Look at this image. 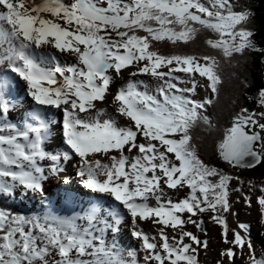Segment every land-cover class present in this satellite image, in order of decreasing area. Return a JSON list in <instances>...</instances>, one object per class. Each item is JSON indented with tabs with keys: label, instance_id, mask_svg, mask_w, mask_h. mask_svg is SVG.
I'll list each match as a JSON object with an SVG mask.
<instances>
[{
	"label": "snow or ice",
	"instance_id": "snow-or-ice-1",
	"mask_svg": "<svg viewBox=\"0 0 264 264\" xmlns=\"http://www.w3.org/2000/svg\"><path fill=\"white\" fill-rule=\"evenodd\" d=\"M250 15L230 0H0V197L42 193L43 182L64 171L62 161L78 158L76 182L113 202L103 214L96 203L71 215L0 211V264H138L135 250L124 259L108 238L125 218L144 253L139 264H198L197 248L205 244L185 225L199 229L201 221L193 217L205 212L220 225L227 245L220 255L227 264L236 255L246 264H264L249 227L227 226L229 181L238 177L202 161L190 144L192 127L211 126L204 110L218 93L220 61L215 55H162L155 47L184 43L206 30L213 35L204 43L228 63L255 48L246 27ZM130 67V77L150 75L157 85L153 94L141 90L143 81L128 79L115 89L112 104L127 121L117 126L100 118L104 109L95 102L104 101ZM197 76L206 80L199 86L211 90L212 99L190 98ZM18 82L34 105L22 123L8 118L18 99L9 88ZM256 104L261 110L241 108L217 143L219 159L229 166L251 168L264 158V88ZM35 106L62 112L59 149L46 150L50 122ZM70 179L63 176L64 183ZM185 189L177 199L168 191ZM259 191L264 226V185ZM142 223H150L156 235L150 237Z\"/></svg>",
	"mask_w": 264,
	"mask_h": 264
},
{
	"label": "rangeland",
	"instance_id": "rangeland-1",
	"mask_svg": "<svg viewBox=\"0 0 264 264\" xmlns=\"http://www.w3.org/2000/svg\"><path fill=\"white\" fill-rule=\"evenodd\" d=\"M65 3H68L69 0H64ZM51 49V48H49ZM54 50V49H52ZM67 60H72V62H75L73 60V58H71L70 56L67 57ZM227 66H229V63H225ZM133 71V69L130 67L127 71H123L121 73V78H117L113 81V83L109 86L108 90L111 92H114L116 88H118L121 84L126 83L128 79H132V80H141L143 81V86H148L149 84V75L143 74L144 76L146 75V77H143V75H138L139 78H136L135 76H129V72ZM175 75L178 76H182V73H175ZM196 80L198 82V86L194 89V91L190 94V98L191 99H196V100H203L206 96L209 99H212V93L211 90L206 89L205 87H200V84H206V80L204 78H201L199 76L196 77ZM191 87L190 84L188 85H184L182 84L180 87ZM15 92H13L11 89H9V95H14L16 96L17 99V103L15 105V109H18L20 111H14V120H10L11 122H17V123H22L24 120L25 115L27 114V112H29V110H26V108L22 109L20 107L21 104H19L20 98L22 95L20 94V91L18 88H14L13 89ZM143 90V89H141ZM148 92H152L149 91ZM108 94V93H107ZM154 94V93H153ZM185 95H189L188 93H185ZM23 98H25V93ZM111 98V96H110ZM30 99V98H29ZM112 101V99H110ZM28 101V99L24 100V103H26ZM100 101L99 103L101 104V106L110 103L111 101ZM103 104V105H102ZM14 110V109H13ZM26 110V113H25ZM52 110H55V108H53ZM57 110V109H56ZM111 112H114L115 109H111ZM51 110H48V112H50ZM205 111V110H204ZM58 113H61L60 111L57 110ZM9 115L11 113H8ZM61 115V114H60ZM117 116L119 118H121L123 120V122H121V125H125L127 124V121L119 116V114H117ZM59 117V115H58ZM57 119V117H56ZM50 124H54L53 120L49 121ZM58 125H60V121L57 119ZM54 132H57L56 130H54ZM59 138V137H58ZM46 144H52L49 143L48 140H46L45 142ZM59 149V148H57ZM218 153L216 151V155L217 156ZM63 162V161H62ZM70 164H66L64 165V169L71 166L72 169H69V172L66 171V173L64 174L59 173L58 177H49L46 181L43 182V186H45V188H49L50 197H53L54 200L50 202L45 200L46 195L45 193H36L33 194L31 192L28 193L27 196H19L17 195L15 197V199L10 197V200H12L14 203H16L18 205L19 210H21L22 212H24L23 214L27 215V214H43V212L47 209L49 211L55 212L56 214L59 215H71L72 213H82L83 211H85V209L89 206L90 203H96L97 204V199L98 198H94L92 202H87L88 200V192L86 189H83L77 182H76V177H75V168L78 166L79 161L77 158H73L69 161ZM258 165V164H257ZM235 168V167H234ZM242 169V168H241ZM246 169V168H244ZM251 169V168H249ZM258 172V171H257ZM228 174V173H227ZM67 175L69 176L71 179L68 183H64L63 181V176ZM230 175V174H228ZM53 181L56 182H62L64 184H66L68 187H73L74 189H76V184H78L79 188L82 191V194L79 192L75 191V195L73 196V193L70 191V196L67 193V189H63L60 190L59 188H57V186H53ZM261 185H264V176L260 177L259 176V172H258V177H252L251 178V182L249 183H243V184H239L238 182H236L235 180H230L229 181V199H228V204H229V212L225 213V217H226V221H227V226L229 229L236 227L238 224H245L249 227L250 230V235H251V240H252V245L255 244L256 245V250H261L264 248V236L261 235L262 232H264V226H261L260 222H259V205L257 203V197L261 195L260 191H259V187ZM239 188H238V187ZM53 187V188H51ZM171 195L173 196L174 199L183 197L186 194V189L185 190H181L179 193L174 192V190H168ZM72 195V196H71ZM59 197H64V202L62 203L61 201H59ZM245 197L248 198V201L250 203H245ZM107 206H109V204H106ZM49 208H47V207ZM106 206V207H107ZM99 207V206H98ZM101 209V213L102 212V207H99ZM104 208V207H103ZM209 215L210 213H202V214H198L197 216L193 217L194 220H200L201 221V227L199 229H197L195 224H186L185 225V230L193 233L194 235H196L197 237H199V239L201 241L204 242L205 246L204 247H200L197 248V252H196V258H197V262L198 264H217V261H225L226 259L224 257H222L220 255L221 251L227 247V245H225L223 243V239L221 237V228L219 224H216L214 222H212L209 219ZM129 223V222H128ZM144 224V223H142ZM145 226H150V227H146ZM143 228V230L145 232H148L147 234L152 237L155 236V228L150 224V223H146V225L141 226ZM126 228V227H124ZM128 230H124L122 231V234L119 235V237L115 240L116 241V246L117 248H119L123 254L124 259H128L127 257V252L129 250H135L136 252V259L139 261L141 259V257L143 256V251L141 250V246L138 243V241L136 239H133L134 243L133 244H129V242H127L126 247H120V245L122 243H125L123 238L129 239L132 236L130 235V226L129 228H127ZM154 230V233L151 231ZM166 233H168L169 235L172 234V230L170 228H166L165 229ZM108 233V238L111 239L109 237ZM131 236V237H130ZM228 237H231V232H228ZM156 239L158 240V236H156ZM120 242V243H119ZM186 243H190L187 238H185ZM133 246V247H132ZM195 247V246H193ZM259 247H262L261 249ZM138 251V252H137ZM256 252V255L259 253ZM264 252V250H263ZM52 259H55L56 257L53 255L51 257ZM245 258L243 255H236L232 261L231 264H246L245 262ZM224 264H227L224 262Z\"/></svg>",
	"mask_w": 264,
	"mask_h": 264
},
{
	"label": "trees",
	"instance_id": "trees-1",
	"mask_svg": "<svg viewBox=\"0 0 264 264\" xmlns=\"http://www.w3.org/2000/svg\"><path fill=\"white\" fill-rule=\"evenodd\" d=\"M236 10L247 8L251 15L246 27L251 31L254 49H248L242 55H234L227 66L215 50L209 48L205 39L212 33L199 30L191 40L171 44L167 41L157 42L156 50L162 55L187 54L193 56L215 55L220 61L217 69L221 83L212 103L205 106L206 115L211 126L197 123L189 130L190 144L195 147L198 157L214 166L223 169L239 184L251 182L252 177L264 176V158L258 165L249 168H234L227 165L216 155L217 143L222 141L225 130L231 126L233 117L245 108L249 111H260L256 104L257 93L264 88V0H230ZM264 155V153H262ZM258 171V172H257ZM238 187V186H237ZM239 188V187H238ZM0 211L18 213L17 207L8 198L0 197Z\"/></svg>",
	"mask_w": 264,
	"mask_h": 264
},
{
	"label": "bare ground",
	"instance_id": "bare-ground-1",
	"mask_svg": "<svg viewBox=\"0 0 264 264\" xmlns=\"http://www.w3.org/2000/svg\"><path fill=\"white\" fill-rule=\"evenodd\" d=\"M32 2L33 3H39L40 2V0H32ZM47 51L48 52H51V53H53V54H55V55H57V56H61V54L60 53H58V52H56L55 50H52V49H47ZM72 58V57H71ZM69 61H71L72 62V60H69ZM61 62H63V58H62V61ZM52 65H50V67H51ZM138 75H143V74H137V75H135V77L136 78H139V76ZM150 76V75H149ZM143 77H146V75L144 76L143 75ZM150 79H149V84L150 85H148V86H143V90H146V91H152L151 93H154V89H155V87H156V85H157V81H155L154 80V78L153 77H149ZM124 84V83H123ZM123 84H121L120 86H122ZM182 85V84H181ZM181 85H179V86H181ZM119 86V87H120ZM16 88H18L19 89V91H20V94L22 95L21 97H19L20 98V101H19V104H21V106L22 107H20V108H26V110H31L32 108H33V102L25 95V98H23V96H24V91H23V84L22 83H17V85H16ZM11 90L13 89V88H10ZM115 90V89H114ZM108 93V94H107ZM114 94V92H111V94H110V91L107 89V92H106V95H105V100L104 101H106V100H108V101H111L110 99H112V95ZM110 96H111V98H110ZM25 99H28V101L26 102V103H24V100ZM103 101V102H104ZM107 101V102H108ZM100 101H97V102H95L96 103V107L98 108V109H100V108H102V109H104V111L100 114V118L101 119H112L113 121H115V123L117 124V126H125V125H121V122H123V120L121 119V118H119L118 116H117V113L114 111V112H111L112 110L111 109H115L114 108V106H113V104H112V101L110 102V103H107V104H105V105H103V106H101V104L99 103ZM26 106V107H25ZM35 107H37V108H41V111H42V115L47 119V120H52V119H54L55 120V123H54V125H50L49 126V131H48V138H47V140L49 141V143H51L52 142V144H46V150H51L54 146H55V148L57 149V148H59V146L63 143V139H62V132H60L61 130V128H60V125H58V122H57V119L59 120V121H62V114L60 115V113H58L57 112V110L55 109V110H52L53 108H50L49 106H35ZM14 109V110H13ZM13 109H11L10 111H9V113H11L10 115L8 114V118H9V120H14V114H13V112L14 111H20V110H18V109H15V108H13ZM26 110H25V113H26ZM48 110H51L50 112H48ZM28 113V112H27ZM58 115H59V117H58ZM56 117H57V119H56ZM54 130H56L57 132H54ZM59 137V138H58ZM115 154V153H114ZM78 159V158H77ZM101 159V163H110V161H107V160H104L102 157L100 158ZM62 164H63V166L64 165H66V164H70L69 162H62ZM72 166V165H71ZM71 166H69V167H67V168H65L64 169V171H63V173L65 174L66 173V171H68L69 172V169L71 168L72 169V167ZM62 173V172H61ZM53 183V186H57V188H59L60 190H63V189H67V193H68V195L70 196V191L73 193V196L75 195V191L76 192H79V193H81L82 194V191L79 189V188H77V187H79L78 186V184H76L77 186H76V189H74L73 187H68L66 184H64L63 183V181L61 182H56V181H53L52 182ZM51 188H53V187H51ZM63 188V189H62ZM43 189H44V191L42 192V193H45V194H47L46 195V198H45V200H47V201H49L50 202V200L51 201H53L54 200V198L53 197H50L49 196V194H50V191H49V189H50V187L49 188H45V186H43ZM88 192H90L89 190H88ZM72 196V195H71ZM101 197V198H100ZM94 198H99L98 200H97V202H98V206H102L101 204H104L103 206H107L106 204H109L110 205V203H113L112 201H111V198L110 197H104L102 194H95V193H92V192H90V193H88V200H87V202H91V201H93V199ZM59 199V201H61V202H64L63 201V197H59L58 198ZM154 203V202H153ZM47 207V206H46ZM47 208H49V207H47ZM103 209V208H102ZM102 214V213H101ZM125 222H127L126 224H125ZM129 221L127 220V218H126V221L124 220V222H123V224H122V226L120 227V231H119V233L113 238L112 237V234L110 233L109 234V237L111 238V239H117L118 237H119V235L120 234H122V231H124V230H128L127 228H129V226H130V223H128ZM143 225H146V223H144V224H141L140 225V227L141 226H143ZM124 227H126V228H124ZM146 227H150V226H145V229H146ZM155 230V229H154ZM154 230H151L153 233H154ZM146 233H148V232H146ZM131 237V236H130ZM133 239V238H132ZM131 238H129V239H126V238H123V240H124V242L125 243H122L121 245H120V247H126V245H127V242H129V244H133L134 243V241L132 240ZM120 243V242H119ZM117 244V243H116ZM253 246V249L255 250V252H258L259 250H256V245L255 244H253L252 245ZM133 247V246H132ZM260 249L262 248V247H259ZM263 250H264V248L263 249H261L260 251H259V253L257 254V256H259V254L261 253V252H263ZM138 252V251H137ZM225 263H226V260L224 261ZM246 262V261H245Z\"/></svg>",
	"mask_w": 264,
	"mask_h": 264
},
{
	"label": "water",
	"instance_id": "water-1",
	"mask_svg": "<svg viewBox=\"0 0 264 264\" xmlns=\"http://www.w3.org/2000/svg\"><path fill=\"white\" fill-rule=\"evenodd\" d=\"M261 161V159L259 160V161H257L256 163H254V165L252 166V167H254V166H256L257 164H259V162ZM251 167V168H252Z\"/></svg>",
	"mask_w": 264,
	"mask_h": 264
}]
</instances>
